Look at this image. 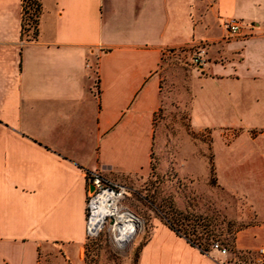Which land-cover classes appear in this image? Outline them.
<instances>
[{"label": "crops", "instance_id": "0c3cea01", "mask_svg": "<svg viewBox=\"0 0 264 264\" xmlns=\"http://www.w3.org/2000/svg\"><path fill=\"white\" fill-rule=\"evenodd\" d=\"M23 1L0 0V264L83 250L86 170L150 173L166 51L210 42L198 78L222 88L207 100L255 95L264 119V0H38L33 31ZM229 17L243 25L224 41ZM250 81L257 88L240 87ZM236 118L230 126L250 127ZM257 154L254 220L234 237L248 253L264 251V147ZM137 264L232 263L158 222Z\"/></svg>", "mask_w": 264, "mask_h": 264}, {"label": "rangeland", "instance_id": "374dc122", "mask_svg": "<svg viewBox=\"0 0 264 264\" xmlns=\"http://www.w3.org/2000/svg\"><path fill=\"white\" fill-rule=\"evenodd\" d=\"M203 3L196 0L195 7ZM221 28L214 26L211 34L219 35ZM226 35L224 41L236 38ZM199 42V46L168 50L162 58L165 97L154 115L150 173L106 175L128 188L120 204L139 217L138 235L121 246L104 228L97 239H86L79 253L75 250L66 255L61 248L49 249L42 264H137L140 249L155 225L167 220L182 224L180 232L200 241L203 248L221 243L230 263L253 264L256 253L238 251L234 237L253 223L254 209L247 192L253 197L261 186L257 168L263 160L257 153L264 147V129L256 127L264 124L261 105L255 95L219 97L216 103L207 100L210 92L222 87L198 78L201 71L192 56L203 50L206 63L210 45ZM247 83L240 87L258 86L255 81ZM192 115L195 120L190 121ZM238 115L250 127L230 126Z\"/></svg>", "mask_w": 264, "mask_h": 264}, {"label": "built area", "instance_id": "2783aa9c", "mask_svg": "<svg viewBox=\"0 0 264 264\" xmlns=\"http://www.w3.org/2000/svg\"><path fill=\"white\" fill-rule=\"evenodd\" d=\"M33 3L28 0L23 1V24L27 30H34L36 27L37 13ZM242 21L229 17L224 22V28L227 32V38L238 37L242 28ZM201 42L195 44L200 45ZM204 51L198 50L192 56V62L198 67L205 64ZM87 179L86 187V203H85V216H86V239H97L104 228H107L114 241L121 246H124L129 239L119 241L129 227H135L136 231L133 233L137 235L141 230V221L139 217L134 214L130 209L120 204L121 200L128 194V188L117 181L107 177L100 171L86 170ZM92 186V189H90ZM132 237V236H131ZM131 240V239H130ZM211 249L219 251L221 254L226 255L227 249L218 241L211 243ZM253 264H264V251L259 250L253 259Z\"/></svg>", "mask_w": 264, "mask_h": 264}, {"label": "trees", "instance_id": "16d2710c", "mask_svg": "<svg viewBox=\"0 0 264 264\" xmlns=\"http://www.w3.org/2000/svg\"><path fill=\"white\" fill-rule=\"evenodd\" d=\"M30 1V3H33V5H36L35 6V10L36 12L38 11L37 13V18H38V14H39V10H40V6H39V3H38V0H28ZM36 22H37V19H36ZM166 224L168 225V227L170 229H172L176 234H178L179 236H182L184 238H186V240L193 246H196L198 248H200V250L202 251H207V247H202L201 246V242L200 241H196L195 239H191L189 238L185 233L182 234L180 231H181V228H182V224H179L178 222H173V221H169L167 220L166 221ZM186 232V231H185ZM198 242V243H197Z\"/></svg>", "mask_w": 264, "mask_h": 264}, {"label": "bare ground", "instance_id": "6f19581e", "mask_svg": "<svg viewBox=\"0 0 264 264\" xmlns=\"http://www.w3.org/2000/svg\"><path fill=\"white\" fill-rule=\"evenodd\" d=\"M129 228L124 232L122 233V238H120L119 241H123V240H126V239H132L133 238V233L136 231L135 227L133 226H128ZM137 235H138V232H137ZM132 236V237H131ZM135 236V235H134ZM129 239V240H130Z\"/></svg>", "mask_w": 264, "mask_h": 264}, {"label": "water", "instance_id": "95a60500", "mask_svg": "<svg viewBox=\"0 0 264 264\" xmlns=\"http://www.w3.org/2000/svg\"><path fill=\"white\" fill-rule=\"evenodd\" d=\"M90 189H92V186H90Z\"/></svg>", "mask_w": 264, "mask_h": 264}]
</instances>
